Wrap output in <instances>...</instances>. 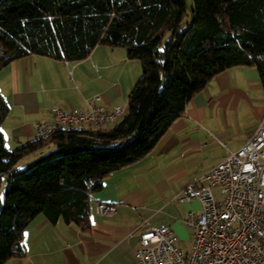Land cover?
I'll use <instances>...</instances> for the list:
<instances>
[{
	"label": "trees",
	"instance_id": "16d2710c",
	"mask_svg": "<svg viewBox=\"0 0 264 264\" xmlns=\"http://www.w3.org/2000/svg\"><path fill=\"white\" fill-rule=\"evenodd\" d=\"M99 45L126 49L142 68L127 113L110 127L66 129L12 150L0 91V264L25 256V230L39 216L88 226L92 194L152 153L215 77L255 67L264 86V0H193L191 15L186 0H0V72L33 55L83 61Z\"/></svg>",
	"mask_w": 264,
	"mask_h": 264
},
{
	"label": "crops",
	"instance_id": "0c3cea01",
	"mask_svg": "<svg viewBox=\"0 0 264 264\" xmlns=\"http://www.w3.org/2000/svg\"><path fill=\"white\" fill-rule=\"evenodd\" d=\"M141 75L140 63L126 49L105 45L79 62L36 55L12 62L0 72V91L11 108L2 127L7 147L35 140L37 125L52 124L56 109L81 111L96 96L108 111H128ZM263 117L258 70L238 66L221 73L189 102L152 153L104 180L91 196L88 226L39 216L25 230V256L5 264H140L141 234L159 226L171 227L178 247L190 252L193 229L187 218L201 204L178 198L189 184L202 185L206 173L247 143ZM99 203L117 205V213L100 215Z\"/></svg>",
	"mask_w": 264,
	"mask_h": 264
},
{
	"label": "built area",
	"instance_id": "2783aa9c",
	"mask_svg": "<svg viewBox=\"0 0 264 264\" xmlns=\"http://www.w3.org/2000/svg\"><path fill=\"white\" fill-rule=\"evenodd\" d=\"M96 96L84 110L56 109L52 124L40 123L36 139H48L60 131L80 126L113 125L126 113L108 111ZM189 184L180 202L197 200L201 210L191 212L187 224L193 229L190 252L178 247L171 227L146 229L140 237V264H264V117L254 134L239 150L202 178ZM219 190L221 198L216 195ZM117 205L99 203L100 215L114 216Z\"/></svg>",
	"mask_w": 264,
	"mask_h": 264
},
{
	"label": "rangeland",
	"instance_id": "374dc122",
	"mask_svg": "<svg viewBox=\"0 0 264 264\" xmlns=\"http://www.w3.org/2000/svg\"><path fill=\"white\" fill-rule=\"evenodd\" d=\"M187 2V8H188V14L191 15V11L193 9V0H186ZM51 149V148H50ZM50 149H46L44 151V153L48 152ZM14 150V148H13ZM41 156V153H36L33 155H30L26 158H24L23 160H21L17 165H16V169L17 170H22L24 169L29 163H31L32 161L36 160L37 158H39ZM7 183V179L4 178L3 180V186H2V191L4 190L5 186ZM217 193L218 198H221L220 192L219 190L215 191Z\"/></svg>",
	"mask_w": 264,
	"mask_h": 264
}]
</instances>
